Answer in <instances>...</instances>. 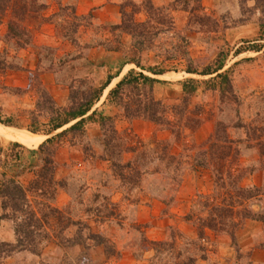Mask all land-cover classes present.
Masks as SVG:
<instances>
[{
	"label": "rangeland",
	"instance_id": "1",
	"mask_svg": "<svg viewBox=\"0 0 264 264\" xmlns=\"http://www.w3.org/2000/svg\"><path fill=\"white\" fill-rule=\"evenodd\" d=\"M214 1L210 0L211 3ZM153 2L157 7H164L171 4L172 0H153ZM202 4L204 6V0ZM255 8V2L248 0H220L213 9L204 6L206 13L213 15L218 21L220 31L228 28L226 33L210 34L201 32L199 25L190 26L188 12H172L173 29L155 39L153 45L145 49L142 57L144 62H165L164 69L167 73L162 78L166 79L168 84L157 85L154 95L157 100L164 101L170 107L181 102L183 96L181 84L186 79L206 81L215 77L188 74L186 68L190 61H193L195 69L202 71L214 62L221 47L229 52L222 72L229 71L231 87L222 93L220 89L212 90L204 86L197 93L192 100V108L204 109L202 116L204 121L195 133H186V144L183 146H173L174 138L170 133L148 121H128L119 108L109 102L113 108L109 111L118 114L116 118L110 116L115 120L116 129L125 137L126 134L130 136L129 141L126 139L124 141L126 146H142L140 150L145 147L153 149L160 142L168 140L172 143L170 153L179 157L176 163L180 161L182 164L180 169L175 171L177 168L169 166L168 161L161 162L156 159L152 166L148 164L151 167V170H148L150 173L145 174L136 185H124L122 180L114 175L108 163L96 158L103 151L100 128L90 126L85 135L74 133L63 137L57 136L75 122L51 135L43 132L34 134L29 130L33 125L31 113L34 111L40 116L41 124L48 123V120L36 111L39 99L30 71H34L36 76L40 77L41 83L56 103L60 107L67 108L69 87L77 78L86 79L84 87L95 88L101 87L107 80L110 70L106 57L104 56V62L95 61L99 55H92V52L94 50L108 51L104 46L97 45L107 43L114 47L125 43L122 49L135 53L131 46V37L120 31L115 33L109 29L104 31L103 27L87 21L83 23L85 27L81 29L77 37L82 47L88 43L91 45L90 49H78L72 42L58 39L55 42L51 41L49 45H36L40 47L38 49L37 47L26 49L29 55L22 57L23 51L15 52L13 48L7 47L9 59L17 57L18 60L15 63L20 64L23 70L0 74V117L14 119L19 127H9L0 123V143L4 147H8L10 143H18L26 148L21 151L27 170L22 173L20 179L25 187L35 178L34 172L43 167L42 160L34 158V155L32 157L31 152L38 151L40 146L46 143L42 158L51 156L56 164V178L67 184V191H59L54 206L63 211V218L69 215L74 220L81 221L79 227H90L91 235H100L105 246H94L97 241L93 239L88 241L86 231L83 238L87 239L85 245H90V249L58 247V240L54 236L59 232V226L56 220L50 219L47 230L51 239L48 242H42L41 256L20 253L1 261L0 264H43L44 262L48 264H151L152 260L165 263L168 253L164 252L161 258H158L153 250L152 242L172 243L177 238L179 239L177 249L184 251L187 246H183L184 240L179 234L187 239H198L197 228L187 220V217L207 215L208 210L204 205L212 201L214 188L211 172L209 170L194 171L193 165L196 162L193 159H198L200 154L209 151L205 144L213 134L218 121L232 127L240 119L244 124L249 125L258 113L264 114V53L259 56L250 53L244 55L247 50L256 51L257 46H260L258 50H262L264 47V41H261L264 6H259L258 10ZM129 11L132 10L129 9ZM243 26L250 27L248 36L251 35L252 38L248 41H257L258 44L242 45L241 42L244 41L242 37L233 41L229 34L230 30L239 29L237 32L239 35V32L244 29ZM35 43L37 44L36 41ZM0 45V51L3 52L6 46L2 43ZM46 46L50 47L49 51L45 49ZM80 52L83 58L73 61L72 57ZM170 53L176 55L177 59L166 61V56ZM182 53H186V56L183 57ZM70 54L73 55L66 59L67 63L64 66L58 65L61 57ZM35 59L36 66L32 70L30 67L33 66ZM52 64H55L57 74L47 71ZM133 69L140 71L137 67ZM20 73L26 76V86H18V83L22 84L25 81L22 78L8 76ZM47 74L53 76L59 89L68 91L65 99L62 100L61 93L53 94L44 83L43 76ZM146 74L150 73L146 72ZM118 81L119 79L114 84L112 82L104 91L103 96L96 103L97 108L103 106V100L107 101L109 92L116 87ZM100 112L109 116V112ZM230 135L234 139L245 137L242 130H231ZM49 139L53 141L47 144ZM84 148H90L93 151L85 153ZM242 148L240 162L242 167L246 170L257 168L256 173L247 177L244 184L246 186L262 185L264 158L261 160L254 149H248L246 146ZM132 157L131 153H126L120 159L127 162ZM30 166L31 170H28ZM157 171L160 173H153ZM1 203L0 200V235L12 232L15 234L16 223L9 219L1 220L4 215ZM68 207L69 209H66ZM91 210L93 212H90ZM255 228L253 233L258 235L256 240L264 243V226H260L262 230ZM243 232L239 237L240 244L236 248L232 247L227 236L207 231L206 239L202 241L206 258L199 260L198 264H236L238 256L241 257L240 264L254 263V251L248 248L249 236ZM2 235L0 241L7 242L2 240ZM63 235L65 241L70 237H76L77 227H71V230H66ZM239 249L241 250L238 254ZM203 252L188 247L186 256H202Z\"/></svg>",
	"mask_w": 264,
	"mask_h": 264
},
{
	"label": "trees",
	"instance_id": "2",
	"mask_svg": "<svg viewBox=\"0 0 264 264\" xmlns=\"http://www.w3.org/2000/svg\"><path fill=\"white\" fill-rule=\"evenodd\" d=\"M248 1L255 2V9L257 10L259 6H264L261 5L264 4V0ZM129 9L132 11H129ZM45 10L46 5L42 0H0V44L6 46L3 52L0 51L1 75H5L10 71L23 70L20 64L15 63L18 60L17 57L9 59V49L7 47L13 48L15 52L36 48V31L40 30L43 24L47 22V19L42 16ZM177 11L188 12L190 16L189 25L201 26V32L205 34L226 33V30H228V28H224L220 31L218 21L214 19L213 15L206 13L202 0H172L171 4L164 7H157L153 0H145L142 3L126 0L122 4L121 23L100 27H103L104 31L106 29L111 30L113 33L120 31L130 36L131 46L135 53L123 50L125 43H120L114 47L107 43L98 44L97 46H104L108 52L120 53L125 65L133 64L140 69L139 72L130 71L115 88L111 89L107 97L109 102L116 105L128 121H148L159 129L168 131L171 137L174 138L173 146H183L186 144V133H195L204 121L202 118L204 109L192 108L193 98L204 86L212 90L220 89L222 93H225L231 87V79L229 71L222 72L226 66L229 52L221 47L214 62L204 70L195 69L192 64L193 61H190L186 68V72L191 75L215 77L206 81L186 79L181 84L183 96L181 102L177 105L170 107L164 101L156 99L155 89L157 85L164 82L156 79L155 76L167 73L164 69L165 62L146 63L142 57L145 49L152 46L155 39L173 29L174 20L171 13ZM140 14L146 16L145 21L138 20L137 17ZM92 18L93 15L79 17L76 14L75 7L69 6L63 8L49 21L54 22L58 39L68 40L76 48L85 50L90 49L91 45L86 43L82 47L77 34L80 35L81 29L85 27L83 23L91 22ZM6 20L7 34L2 37L1 27ZM261 29L263 32L261 41H264V24L261 25ZM257 48L260 49V46H257ZM45 49L49 51L50 47L46 46ZM39 54L41 55V52ZM72 55L61 57L58 65L64 66L67 63L66 59L72 57ZM47 56L49 57V55ZM182 56L185 57L186 53H182ZM82 58L83 55L80 52L72 57V60L76 61ZM176 59L177 56L170 53L165 60ZM54 65L52 64L47 71L57 74ZM146 72L150 74H146ZM30 75L32 82L36 84L35 92L39 99L36 111L48 120V123L41 124L39 122L40 116L35 114V111L32 112L33 125L29 128L32 133L40 134L43 132L46 135H51L74 122L71 127L57 137L74 133L85 135L90 126L100 128L103 151L96 158L108 163L114 175L119 177L124 185L139 183L145 174L150 173L148 172V170H151L150 165L152 166L156 159L161 162L168 161L169 166L177 168L175 171L180 169L181 162L176 163L179 157L170 153L171 141H162L153 149L145 147L140 150L142 146H126L124 141L125 139L129 141L130 136L125 133V137L123 133L116 129L115 120L105 113L97 110L93 111L104 91L116 77L120 76L119 74L114 76L109 73L106 82L99 88L84 87L86 79L83 77L77 78L75 82L70 84L69 106L67 108L60 107L56 103L34 71H30ZM262 115L264 114L258 113L249 125L244 124L240 119L232 127L221 121L216 123L213 134L205 144L209 151L200 154L198 159H193L196 162L193 165L194 171L209 170L211 172L214 188L212 201L204 205L208 210L207 215L205 217H195L194 215L187 217V220L197 228L198 239H187L179 234L184 240L183 246H187L184 251L177 249L179 246V239L177 238L172 243L152 242L153 250L158 258H161L164 252L168 253V257L165 263L152 260L151 264H198L199 260L206 258L202 241L206 239L205 233L207 231L227 236L232 243V247L238 248L240 244L239 237L249 223L264 225V183L262 185L246 186L244 184L245 179L255 174L257 168L246 170L240 163L243 146L256 150L261 160L264 158V116ZM0 123L9 127H19V124L12 118L2 119L0 117ZM231 130H242L245 137L234 139L230 135ZM52 141L53 139H49L47 144ZM45 146L46 143L42 144L38 151L31 152L32 157L34 155V158L42 160L43 167L34 172L35 178L25 187L20 179L22 173L27 170L22 152L26 148L18 143H10L8 147H4L0 143V200L4 211L1 220L9 219L16 223V241L13 243L0 241V262L20 253H32L41 256L42 242H48L51 239L49 230H47L50 219L56 220L59 226V232L54 236L58 240V247H84L87 250L90 249V245H85L87 239L83 238L86 231L88 241L92 239L97 241L94 246H105L100 235H91L90 227H79L81 221H76L69 215L67 218H63V211L54 206L59 191H67V184L56 178V164L51 156L42 158ZM89 151L92 152L93 150L84 148L85 153ZM126 153H131L133 155L132 159L127 162L121 161L120 158ZM52 155L54 154L52 153ZM28 168V170H31V166ZM66 209H69V207ZM90 212H93V210ZM65 221L66 224H64ZM71 227H77V235L65 241L63 234L66 230H71ZM175 236L178 235L175 234ZM188 247L203 252V255L186 256ZM256 247L264 250V243L260 242ZM240 250L237 251L238 254ZM240 262L241 257L238 256L236 264H240ZM43 264L48 263L44 262Z\"/></svg>",
	"mask_w": 264,
	"mask_h": 264
},
{
	"label": "crops",
	"instance_id": "3",
	"mask_svg": "<svg viewBox=\"0 0 264 264\" xmlns=\"http://www.w3.org/2000/svg\"><path fill=\"white\" fill-rule=\"evenodd\" d=\"M126 0H42V2L46 5V10L43 12V17L47 19V22H45L43 24V26L40 28V30L36 31L35 34V41L37 42V46H42V45H49L51 44V41H57L58 38L56 36V28H55V24L52 21H49V19H53L56 14H58L59 12H61V10L63 8L69 7V6H73L75 7L76 10V14L79 17H88L89 15H93V18L91 20L92 24L95 25H99V26H103V25H117L120 24L122 21V4L125 2ZM136 3H142L145 0H133ZM233 1V0H232ZM237 1V0H236ZM220 0L218 2H216V0L211 3L210 0H204V6L206 7H210V8H214L217 3H219ZM146 16L144 14H140L138 16V20L142 21L145 20ZM7 20L5 21V23L3 24V26L1 27V35L2 37L5 36L7 34ZM243 31L239 32L238 35V30L233 29L230 30L229 34L232 37L233 41L234 39L236 40L237 38L242 37V39H244V41L241 42V44H246V45H250V44H258L259 42L257 41H253V42H249L248 39H251V35L248 36L249 34V26H243ZM235 32V33H234ZM238 35V36H237ZM257 36V35H255ZM1 46V45H0ZM248 53H250L251 55L254 54V56H259L261 54L264 53V47L262 50H247L244 55H247ZM24 54V55H23ZM96 55L98 54L99 56L95 59V61H105V57H106V61H107V66L108 69L110 70V74L116 76V75H120L119 77H116L112 82H114L116 79H119L118 83L120 82L121 78H123L124 76H126L130 71L134 70L133 68H136L135 65L133 64H124L123 58L121 56L120 53H116V52H106L104 50H94L92 52V55ZM29 55V52L27 50H24L21 53V56H25L27 57ZM105 56V57H104ZM36 59L33 62V66L30 67V69H34L36 66ZM261 62V61H260ZM165 75V74H164ZM13 76V77H17V78H22V80H25L22 84L18 83V86H26L27 85V80H26V76L25 74H13V75H8ZM163 75L160 76H155L158 80L164 82L163 84H159V85H166L168 84L167 81H165L166 79L162 78ZM43 80L44 83L47 85V87L51 90V92L54 94L56 93H61L62 94V100L65 99V97L68 94L67 90H63V89H59L58 86H56L55 81L53 79V76L50 74H47L45 76H43ZM117 83V84H118ZM181 91H182V87H181ZM106 100V99H105ZM103 106L97 108L96 105V109L94 108L93 111L95 110H99L100 111H104L108 113L109 112V116H112L114 118H116V116H118L117 113L113 112V111H109V110H113L112 106L110 105L108 99L105 102L103 100ZM261 227H263V224L260 223H249L246 226V229L244 230V233H247L249 236L248 241H249V245L248 248L254 251V264H264V250L263 249H259L258 247H256L260 241H257L256 239L258 238L257 233H253L254 227H256L255 229H259ZM262 230V228H260ZM2 235V234H1ZM0 235V236H1ZM2 240L13 243L16 241V237L14 232L12 233H6V235H2ZM247 241V242H248Z\"/></svg>",
	"mask_w": 264,
	"mask_h": 264
}]
</instances>
